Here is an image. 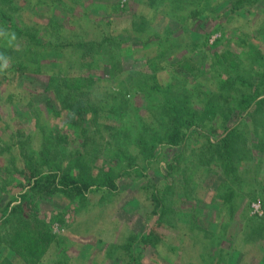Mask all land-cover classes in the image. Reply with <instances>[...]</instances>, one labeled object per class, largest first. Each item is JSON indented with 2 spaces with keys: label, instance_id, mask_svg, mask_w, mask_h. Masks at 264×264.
<instances>
[{
  "label": "rangeland",
  "instance_id": "1",
  "mask_svg": "<svg viewBox=\"0 0 264 264\" xmlns=\"http://www.w3.org/2000/svg\"><path fill=\"white\" fill-rule=\"evenodd\" d=\"M230 3L15 0L41 44L0 40V264H264V97L241 112L264 94V0ZM103 41L95 56L48 50ZM158 78L177 83L173 98L181 79L190 94L226 86L240 109L225 123L203 111L179 147L148 157L129 147L135 162L115 160V143L139 125L130 120L155 112L140 83ZM101 171L115 189L77 195L60 182Z\"/></svg>",
  "mask_w": 264,
  "mask_h": 264
},
{
  "label": "trees",
  "instance_id": "2",
  "mask_svg": "<svg viewBox=\"0 0 264 264\" xmlns=\"http://www.w3.org/2000/svg\"><path fill=\"white\" fill-rule=\"evenodd\" d=\"M207 1L209 0H202V3H204L203 7L207 5ZM230 2L232 5V10L237 11L238 9H243L245 6L253 5L255 0H230ZM19 10L20 9H18V7L15 5V0H0V40H7L10 38L13 40V42L18 40L19 42H33L35 46L39 47L41 43L37 41V36L17 21L16 14ZM214 10V8L210 9L212 12H214ZM199 15H201V13L199 12L198 8V10H195L192 13V19L195 17L197 18ZM13 36L15 37L14 39ZM104 45V41L99 43H76L74 45L68 44L60 46L48 44V50H50L49 47L52 46V53H58V49H70L72 46L74 47V53L76 55H79V52L84 50L83 54H92V56H95L100 54V51L98 50L103 49ZM48 50L44 49L45 52ZM7 55H4L5 57H3L0 62L4 58L6 59ZM43 60H45V58ZM162 80L164 79L158 78L154 84H151V87L150 85H142V83H140L141 87H143L142 89L146 91L150 97L156 96V99L153 101L156 103L154 104L155 112L152 113L151 117H138L139 119L137 120L133 118L130 120L138 121L139 125L134 128V133H131L130 129L128 128L126 131L128 136L126 135L125 140H119L117 143H115V146H113L114 151L116 152L115 160L125 159L130 162H135L137 156H134L130 153L129 147L135 148L139 155H143L145 157L151 156L153 153H155L161 143H165L170 147H179L184 143L186 138V133L184 132L185 129L190 128L191 125H193V121H198V118L203 111L206 113V115H212L213 113L216 114L219 113V111H222L224 114L222 122L225 123L233 119L236 109H240L239 102L237 103V99L231 94V92L226 90L228 89L226 86L220 87V90L216 92L210 91L203 93L192 90L193 94H190L191 89L187 88L188 80L186 81L185 79H181L179 82L180 85L183 86L182 92L181 94H177V97L173 98L171 92H173V85L175 86L177 83L174 84V82L170 83L169 81L165 83ZM55 82L57 81L54 79L53 83ZM60 89L62 91V94L60 95L62 97L61 99H65V108L70 110V93L65 95L63 87H60L59 85L57 89L58 94ZM261 96L262 92L256 90L254 96L244 102L245 106L244 108H241V112L247 111L255 103L261 102L257 101ZM198 97L202 98V101L200 99L201 102H199L200 106L202 105L201 107L191 104V100L194 101V99ZM85 110L75 109L74 112L80 116V119L83 120L86 113ZM148 121H164V130L159 131L156 129L155 131V127H153V125ZM238 134L239 132L235 128L227 130V136L229 137ZM223 141L229 143H226V147L230 153L228 156L231 157L233 150H235L233 148L234 141L232 139L230 141L228 139ZM227 160L229 161L230 158L227 157ZM224 167V171L227 176H231L232 179L235 180L237 178V174L235 173L236 170L234 167H230L229 163H225ZM113 175L114 174L111 171L108 173L101 171L97 176L90 175L82 181L81 179L71 177L69 174H63L60 178V182L66 189H70V191L72 190L78 195L83 193V191H88L94 185L98 186V188L115 189L116 178L114 180L111 177ZM31 176L32 178H35L34 174ZM56 178L57 176H54L55 180ZM38 184L39 181H36L34 186H38ZM229 200L230 201L228 205H232V200L230 198Z\"/></svg>",
  "mask_w": 264,
  "mask_h": 264
},
{
  "label": "crops",
  "instance_id": "3",
  "mask_svg": "<svg viewBox=\"0 0 264 264\" xmlns=\"http://www.w3.org/2000/svg\"><path fill=\"white\" fill-rule=\"evenodd\" d=\"M263 97H264V94L262 93V96L257 101H260Z\"/></svg>",
  "mask_w": 264,
  "mask_h": 264
},
{
  "label": "clouds",
  "instance_id": "4",
  "mask_svg": "<svg viewBox=\"0 0 264 264\" xmlns=\"http://www.w3.org/2000/svg\"><path fill=\"white\" fill-rule=\"evenodd\" d=\"M15 37L13 36V39H14ZM5 67H7V65H5Z\"/></svg>",
  "mask_w": 264,
  "mask_h": 264
}]
</instances>
